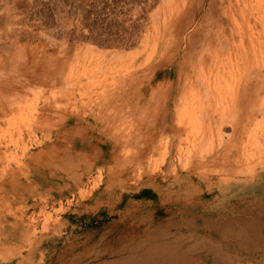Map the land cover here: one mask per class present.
Returning <instances> with one entry per match:
<instances>
[{
    "label": "rangeland",
    "instance_id": "374dc122",
    "mask_svg": "<svg viewBox=\"0 0 264 264\" xmlns=\"http://www.w3.org/2000/svg\"><path fill=\"white\" fill-rule=\"evenodd\" d=\"M201 43L209 69L235 45L230 81L206 84L248 107L196 148L151 136L148 91ZM262 86L264 0H0V264H264Z\"/></svg>",
    "mask_w": 264,
    "mask_h": 264
},
{
    "label": "bare ground",
    "instance_id": "6f19581e",
    "mask_svg": "<svg viewBox=\"0 0 264 264\" xmlns=\"http://www.w3.org/2000/svg\"><path fill=\"white\" fill-rule=\"evenodd\" d=\"M231 31H233V29ZM243 36H244V34H243ZM234 37H235V35H234ZM234 41H236V40H234ZM219 42H220V40H219ZM208 43H209V41H208ZM213 43H215V42H213ZM228 43H229V41L226 42V45H228ZM242 43H244V40L242 41ZM194 44H192V45H194ZM210 44H212V42ZM220 44L222 45V43H220ZM192 45L190 46L189 51L190 50H191V52L193 51L191 49L192 47H194L196 49V51H199V54H200L199 65L193 66L194 67V68L192 67L193 69H189V70L187 69L186 71L185 70H180V71L176 70L177 72H175V74L172 75L171 80L173 78L174 79L176 78V80H178V82L181 81V83H182L183 82L181 80V78L183 76L182 74L189 76V77H192V78H195L194 81L192 79L193 84H196L195 86H197V87L199 86V88H200V90L197 94L198 97H195V98L199 99V96H200V98L202 99V102L205 99L208 101H209V99L210 100H214V99L222 100L223 99L225 101V104L222 106V109H220L221 104L223 103L222 101H221L222 103L218 102L217 105L215 104L216 107L214 106V108H213V107H210L209 104L207 105V104H203L202 102L195 101L196 99L194 97H192V100L190 102H187V104H186L185 99L189 98L190 96H192L194 94L196 95V91H195V93H194V91L192 92L193 86H191V88L187 86L185 89V85L183 83H182V85L180 83V84H178V86H174V85H173L174 87L171 86V83L174 79L172 81L168 80L164 83H161L155 89L148 91V96H147V98H145L146 100L144 102L147 103L149 111H151L152 115L156 118L155 119L156 120V126L151 129V136L155 137L159 133H165V132L174 133V134H177L179 136V140L183 137L186 141H188L187 143H190L191 146L195 147L197 145L199 146V143L202 141V139H204V135H206V133H207L205 131H207L208 128L205 125L209 124L208 127L211 129L212 132H213V130H212L213 125H217V127H218L217 130L221 132V129L224 127L225 124L233 123L232 117L237 112L241 113V111L243 112V110H245L248 107L247 100H248V97H250V95H249L248 89L245 87H242L241 84H240V87H238V93H236L237 87L235 85L232 86L231 83H229L231 85L226 84L227 86H225V88H224V86H222V84H221V86H217V85L212 86L210 84L209 85L206 84L207 81L211 78L210 75H212V77H213V76H215L216 73H219V75H220V72H222L221 74H223V75L227 74L228 76L225 75L226 78L223 79L225 81L228 79L229 76L234 75V63H233V59H232L230 54L233 53L234 50L232 52H231V50L233 48L235 49V45L232 44L234 47L230 46V47H228V49H226V51L227 50L229 51V52L227 51L228 53L225 52L226 55L223 53V51H222V53L219 52L220 49H222L221 45H220L221 48L218 49L219 51L217 49H215V51H218L220 54L219 55L214 54V56L216 55V58L212 57V59H211L210 57H208L211 60L216 59V61H214L212 65L210 64V69H209V66L207 64L208 61L206 58V56H208V54L205 56V52L207 51V50L205 51V48L209 44L207 45V44L201 43L200 45H197V46H192ZM236 46H238V45H236ZM218 47H219V45H218ZM218 47H215V48H218ZM211 48H213V46ZM225 48L226 47H224L223 49H225ZM206 49H208V48H206ZM236 49H237V47H236ZM211 51L209 50V54ZM237 51H234V52L237 54ZM206 53H208V51ZM212 54L213 53H211L210 55L212 56ZM192 55H194V54H192ZM171 57H173V59H176L177 52H174V55ZM238 57H240V56L238 55ZM211 60H209V61L212 63ZM241 75H242V73H241ZM220 80H221V82H223L222 79H219V81H218L219 83H220ZM231 80H232V77H231ZM228 81H230V80H228ZM228 81H226V82H228ZM218 82H216V84ZM226 82H224V84ZM198 83H200V84L198 85ZM236 83H237V80H236ZM213 84H215V83H213ZM203 87H204V90L202 89ZM259 88H260L259 93H261V92L264 93V86L259 87ZM201 89H202V91H201ZM183 90H185V91H183ZM182 99H184V103L186 106H184V104H181ZM181 105H183V106H181ZM239 109H240V111H239ZM252 113L254 114L256 112H248L246 114L247 119L245 121L250 120V117L253 115ZM262 113H264V112H262ZM195 123H198L199 126L201 125V129L198 128L201 130L200 135L198 136V135H196L197 133H195V137L198 136V142H196V140H194L195 137L191 138L190 133H189V131H191V130L195 131L194 128L192 127V125H194ZM202 125L205 128H202ZM191 127H192V129H191ZM200 130H199V132H200ZM193 131H192V133H193ZM243 132H244L243 128H242V131L239 127H235V129H234V133L237 135V137H240ZM243 134H245V133H243ZM233 137H234L233 135L232 136L229 135V138L226 141L227 143H226V147L224 150L226 155H228L229 152L231 150H233V147H232ZM222 139H223V137H222ZM194 141L196 142L195 144H194ZM248 144H250V143H248ZM180 145H181V143H180ZM263 146H264V144H263ZM246 149H247V145L243 144V146L239 148V153H238L239 154L238 156H241V157L236 158L237 155L236 156L233 155V156H235V160L240 161L241 158L247 154ZM199 154H200V152H199ZM216 158H217V156H216ZM210 159H211L210 162H215V159L212 156L210 157ZM220 161L222 162V160H220ZM207 162L208 161H206L205 163H207ZM234 162L235 161H233V162L229 161V163H226L225 169L229 170L231 168H234L236 166V164ZM186 165H188V164L186 163ZM190 167L195 168L192 165ZM221 168H222V166H221Z\"/></svg>",
    "mask_w": 264,
    "mask_h": 264
}]
</instances>
